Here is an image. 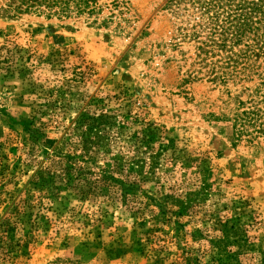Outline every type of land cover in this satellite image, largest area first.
Listing matches in <instances>:
<instances>
[{
	"label": "rangeland",
	"instance_id": "1",
	"mask_svg": "<svg viewBox=\"0 0 264 264\" xmlns=\"http://www.w3.org/2000/svg\"><path fill=\"white\" fill-rule=\"evenodd\" d=\"M197 1L120 0L62 18L19 14L15 0H0V224L11 219L0 225V264H191L187 253L206 252L227 219L244 242L223 264H264V139L238 142L217 119L243 88L211 81ZM93 96L103 105L88 107ZM85 110L115 122L86 157L129 169L138 185L125 199L111 185L109 194L68 191L41 203L30 178L83 151L75 122ZM167 194L185 202L182 215L169 200L158 216L152 199Z\"/></svg>",
	"mask_w": 264,
	"mask_h": 264
},
{
	"label": "trees",
	"instance_id": "2",
	"mask_svg": "<svg viewBox=\"0 0 264 264\" xmlns=\"http://www.w3.org/2000/svg\"><path fill=\"white\" fill-rule=\"evenodd\" d=\"M15 1L19 3V14L62 18L95 15L102 13L109 5L117 7L122 4L120 0H113L110 4L109 0ZM195 4L198 11L194 19L195 26L203 28L201 33L205 34L199 47L200 56H204L201 62L205 63L208 60L206 66L209 67L211 81L224 86L230 83L235 86L241 84L243 88V95L236 99L229 94V106L232 104L229 116L223 115L217 119L230 124L238 142L246 140L254 144L261 138L264 139V0H198ZM248 82H255L254 87H246L245 83ZM243 96L246 99H243ZM93 103L102 106L103 98L93 96L88 107ZM86 111H82L75 122L78 126L76 130H79L82 137L83 151L80 154L70 153L62 156V165L59 168L52 170L41 167L30 178L29 187L37 189L42 199L41 203L43 198H60L68 191L82 196H89L95 192L109 194L111 185H115L121 199H125L138 185L136 181L129 179L131 175L129 169L120 170V165L102 166L86 157L91 145H99L96 139L100 138L101 129L115 125L106 110L94 113V116H90ZM123 125L119 123L117 128L123 131ZM147 126L151 127V124ZM139 139L142 145L147 140L146 135ZM80 162L86 165H79ZM130 171L133 169L130 168ZM115 172L119 174L118 177ZM152 200L158 209L159 217L169 208L167 205L169 200L179 207V214L182 215L187 209L185 202L172 194ZM28 204L26 206L19 204V221L22 220L23 213L31 208ZM38 214L42 216L41 213ZM10 221L11 219H6L0 225ZM175 222L176 229L185 228L179 221ZM216 224L220 235L206 237L209 245L206 252L202 253L201 249L197 248L190 250L187 253L189 256L187 260L191 264H223L227 259L236 260L242 254L240 248L243 247L244 237L239 231L237 220H218ZM192 236L195 244L202 242L204 238L201 230H197ZM236 245L238 250L234 249ZM208 255L210 259L208 263H204V257Z\"/></svg>",
	"mask_w": 264,
	"mask_h": 264
}]
</instances>
